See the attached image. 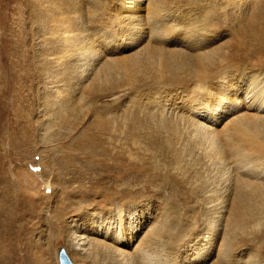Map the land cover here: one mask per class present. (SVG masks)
<instances>
[{"label":"rangeland","instance_id":"1","mask_svg":"<svg viewBox=\"0 0 264 264\" xmlns=\"http://www.w3.org/2000/svg\"><path fill=\"white\" fill-rule=\"evenodd\" d=\"M148 3L144 1L141 5L147 7ZM215 3L216 0L213 1V7ZM258 5L259 0H245L240 3L236 0L231 5L230 23L234 35L233 41L226 43L231 53L241 54L246 50L244 59L253 64L252 72L256 74L255 76H260V80L264 78V47L261 45L259 48L249 47L251 46L250 22ZM23 9L26 10L25 13ZM30 10L33 11V6L27 0H0V264H60L58 256L62 249L67 251L74 264H85L82 259L75 258L76 251L83 255L81 257L87 258V264H136L132 259L127 261V255H137L140 258L137 250L148 230L164 227L176 231L191 227L192 219L182 216L181 211L195 203L181 201L184 198L181 189L198 190L199 186L207 184L210 192H199L201 199L207 195H212L214 198H234L232 191L236 173L247 172L248 165L236 161L238 157L233 156L231 152L227 154L224 144L234 145L236 149L242 146L243 137L236 132L237 130L234 131L235 126L232 122L239 117L248 121L251 116H254L252 113H257L258 109L256 110L251 105L257 103L253 102V98H257L259 89L263 88L262 84L257 88L251 79L247 80V77H239L237 74L229 83H226L229 97L239 98L237 104H232L230 100L220 102L218 110L206 108L200 113L203 115L200 117H196L197 109L190 107L185 108L183 113L176 112L184 117L187 128L193 123V126L189 127L191 130L195 127L194 124H209L211 128L208 131L211 132L212 137L221 140L217 143L223 150L222 157L214 160L208 159L205 155L206 151L211 149L206 148L208 143L202 146L205 150L196 151L195 149L193 153H189L187 156L190 159L189 162H194L193 167L196 168L192 174L197 171L194 178L196 182L195 186L182 185L179 189L182 197L180 196L181 199L178 200L173 197L175 190L170 179L167 181L168 184L164 185L167 188H163L161 181L156 179V183L159 184L154 185L152 180L147 181L146 176L132 177L131 171L128 172L126 169L124 179L128 178L127 180L133 184L137 194L134 198L135 202L131 204V209L118 215L116 207L119 203V205L126 203L127 200L118 202L115 195L119 185L125 183L126 186L127 180L121 181L116 177L119 173L112 160L118 161L120 157L121 162L119 163H125V155L120 150L122 146L128 144L130 137L127 128L122 123L129 119L135 102H147L152 97L157 100L156 108L161 115L159 103L162 104L165 97L163 96L160 101V95L141 93L136 88L131 90L129 87L113 89L107 91V94L93 91L81 94L80 89L72 90L67 97L65 92L59 93L58 88L54 87L55 84L51 82L52 77L42 78L41 71L49 75L52 72L48 69L55 72L64 71L77 62L79 63L77 67L88 76V70L86 71L84 67L89 64L85 61H76L79 59L75 55L77 42L72 43L68 51L65 50V39L58 40L61 36L58 35L57 26L53 23L27 24ZM19 15L24 17L22 21H19ZM146 15L147 10L145 9ZM191 15H194L192 9L187 16ZM213 17L219 25V19L223 18L220 8L218 12L215 9ZM193 24L205 26L203 20ZM227 27L225 25V28ZM260 27L264 36V19ZM68 29L70 30L71 27ZM99 29L95 26L85 32L88 38L100 37L99 41H95L91 47L92 51L96 50L101 53L100 57L91 62L93 66L98 65L103 55L110 56L111 53L116 52L118 54L131 52L132 54L138 50V47L134 46L135 42H130L126 38L132 36V32L124 37L121 34L108 36L100 35ZM103 29H106V33L109 34L112 27L105 26ZM37 31H43V35L39 38L35 33ZM51 31L54 34H51ZM18 33L20 36H17ZM154 36L156 39L160 37L165 39L160 29L155 32ZM143 37V43L147 40L152 41V38L149 39L146 34ZM168 39L172 40L168 41L171 47H176V49L178 45L194 46L193 43L187 44L184 39H179V41L175 38ZM109 40L111 47H108ZM258 42L260 41L255 40V43ZM261 43L264 45V39ZM124 47L128 48L124 50ZM255 49H261V55L252 54L251 50ZM69 53L73 55L69 59L59 58ZM53 59L57 60L53 61ZM40 63L44 67L47 63V66L41 69ZM92 65H89L90 68L93 67ZM229 84L233 86H228ZM57 85L65 87L64 81ZM249 93H252L253 97H247ZM220 96L215 93L214 98L212 96L205 99L210 102H219ZM69 98L71 99L67 100ZM66 100L68 102L65 106ZM171 102L173 103L172 100ZM74 106L77 107L74 108ZM193 107L196 108L197 105L193 104ZM138 110L139 107L133 108V112ZM172 112H174L173 109L169 111L170 114ZM258 113L263 114L260 118L264 119V111ZM138 122L141 123H136L133 128L134 144L139 141L137 134L145 135L146 132L151 134L153 132L151 130L156 126V122L151 123L148 119ZM104 125L107 128L111 127L112 141L110 144H106L108 140L105 142ZM193 133L195 134V131ZM158 136L160 143L166 139ZM103 146L107 147V153L104 152ZM229 149L233 150V148ZM260 149L264 151V147ZM257 156H260L259 152ZM122 174L121 172L120 175ZM263 174L264 172L261 176ZM34 179L42 180L43 185H31ZM141 186L148 188L147 191ZM138 188L143 189L144 192H138ZM220 202L195 204L201 211L216 210V208L223 211L214 213L215 219L220 216L219 221L214 223L216 224L215 234L218 236L221 232V236L207 264L218 261V250L226 218V209H221L226 202L222 205L219 204ZM145 203L149 206L148 210H141L136 216L134 207H140ZM214 204L216 205L213 206ZM162 206L169 209L163 212ZM206 206H212V208L209 209ZM98 211H103V214H97ZM131 211L133 215L129 217V221H125V217ZM136 217L140 223L138 233L134 231ZM209 217L210 215L198 214L197 222L192 226L199 228V234L203 231L210 232L213 228V224L207 226ZM97 218L100 219L99 222ZM211 218L213 219V215ZM84 223L87 225L93 223L96 229L87 231L89 235L87 239L76 238V235L80 234L78 228H84ZM108 225L112 228L108 229ZM262 227L263 221L252 231H261ZM202 235L204 238L201 239ZM207 236V233L205 235L202 233L196 240L205 246V242L209 241L206 239ZM91 237L94 242L110 245L116 250V254H113L110 249L104 250L102 254L94 248L91 250L88 245ZM194 242H191V245ZM211 243L214 244V240H211L209 244L206 243V246L209 247ZM247 244L249 247L242 251L244 254L240 257L241 260L250 258L249 249L253 245L249 242ZM105 256L111 257L103 259ZM160 256L162 253L158 256L159 260Z\"/></svg>","mask_w":264,"mask_h":264},{"label":"bare ground","instance_id":"2","mask_svg":"<svg viewBox=\"0 0 264 264\" xmlns=\"http://www.w3.org/2000/svg\"><path fill=\"white\" fill-rule=\"evenodd\" d=\"M27 1L32 4L33 11L30 10L26 23L38 22L56 25L58 35L61 36L58 40L65 39V50L68 51V47L72 43L77 42L75 55L79 59L76 61H85L90 66L95 58L101 56L100 51H92L91 49L95 41H99L100 37L88 38L85 33L87 30H91L96 26L100 28L98 30L100 35L119 36L121 34L123 37L132 32L133 35L126 38L130 42H135L134 46H137L138 50L132 54L131 52L123 54L116 52L111 53L110 56L103 55L102 60L96 67L93 65L94 68H90L89 65L84 67L86 71L88 70V76L84 75L83 71L77 67L79 64L77 62L64 71L55 72L48 69L52 74L46 75L42 71L40 74L42 78L46 79L51 76V82L55 84L54 87L58 88L59 93L65 92L66 97L74 89H80L79 93L81 94H86L87 91H93L94 93L105 92L107 94V91L125 87H129L131 90L136 88L137 91L145 94L154 93V95H160V101L163 96L165 97L162 101L163 103H159L161 115H159L158 108H156L158 106L157 100L152 97L147 102H135L133 108L139 107V110L133 112L132 108L129 119L123 121L122 124L127 128L130 136L128 144L124 147L122 146L120 150L125 155L126 160L124 164L119 163L121 162L120 157H118V161L116 159L112 160L115 162V165H113L119 173L116 177L120 178L121 181L128 179H124L126 178L124 175L127 173L124 172L126 169L128 172L131 171L132 177H135V175L140 176V178L146 176L147 181L150 182L149 180H152L154 185L159 184L156 183V179L159 182L161 181V187L163 188H167L164 185L168 184L167 181L170 179L174 184L172 187L175 190V196L173 197L177 200L181 199V192L179 194L181 186H195L196 182L194 178L197 171L192 174L196 168L193 167L194 162H189L190 159L187 157L189 153H193L195 149L196 151L205 150L202 146L208 143L206 148L210 147L211 149L207 150L205 155L208 159L214 160L215 158H220V156L222 157L223 150L217 143L221 140L212 137L211 132L208 131L211 128L209 124H194L195 127L191 130L189 127L193 126V123L189 124L187 128L184 117L178 113H183L185 108L190 107L197 109L196 117H200L203 116L200 113L205 111L206 108L218 110L220 102L230 100L232 104H237L239 98L229 97V89L226 85L237 74H239V77H247V80L251 79V82L256 84L257 88L262 84L261 87L263 88L259 89L257 98H253V102L258 104L251 105L256 110L258 109L257 113H252L254 116H251L248 121L239 117L232 122L235 126L234 131L237 130L236 132L243 137L242 146L236 149L234 145L224 144L227 154L231 152L233 156L238 157L236 161L248 165L247 172L243 174L236 173L232 191L234 198H214L212 195H207L201 199L199 192H210L209 186L203 184L198 187V190L181 189L184 195L181 201L195 204L204 203V205L216 201H221L219 204L222 205V203L226 202V205L221 206L222 210L223 208L226 209V218L224 219V230L218 250V261L212 264H264V174L261 176V173L264 172V151L260 149L264 147V119L260 118L263 114L258 113L264 111V78L262 77L259 80L260 76L257 77L252 72L253 64L246 62L244 59L246 50L241 54L231 53L227 46L226 42L233 41L234 32L230 23L232 16L230 7L236 0H216L214 7L213 1L215 0ZM144 1L149 2L147 7L141 5ZM238 1L239 3L245 2V0ZM214 8L217 12L220 8L223 14V18L219 19V25L213 17ZM145 9L147 10L146 16ZM191 9L194 11V15L187 16ZM23 12L25 13L26 10L23 9ZM18 18L19 21L24 19L22 15H19ZM263 19L264 0H259V5L256 7V12L250 22L249 30L251 34L249 40L251 41V46L249 47L252 49L259 48L260 45L264 47L261 43L264 36L260 27ZM202 20L205 26L193 24ZM225 25L228 27L225 28ZM105 26L112 27L110 32H108L109 34L106 33V29H103ZM69 27H71L70 30L68 29ZM158 29L163 32L164 40L161 37L156 39L154 36ZM35 33L38 38L43 35V31ZM51 34H54V32L51 31ZM145 34L149 39L152 38V41L147 40L143 43V38L145 37L143 35ZM17 36H20L19 33ZM168 38H175L178 41L179 39H184L187 44L193 43L194 46L178 45L176 49V47H171L168 41L172 40ZM223 38H226V40H222ZM102 39L107 40L105 37H102ZM255 40L260 42L255 43ZM202 41L205 42L201 43ZM139 46H141L140 49ZM108 47H111L110 40L108 41ZM127 48L124 47L123 49L126 50ZM251 53L261 55V49L251 50ZM72 56L69 53L67 56L61 55L59 58L69 59ZM55 60L57 59H53V61ZM40 65L41 69H43L47 66V63L45 67L41 63ZM90 71L91 73H89ZM63 81L65 87L57 85ZM228 86L232 87L233 85L229 84ZM215 93L221 95L219 102H210L205 99L212 96L214 98ZM251 96L252 93L247 95V97ZM247 97L245 99H248ZM67 100L64 103L65 106L68 102ZM193 104H196L197 107L194 108ZM172 109L174 112L170 114L169 111ZM142 113H145V115L142 116ZM142 119H148L151 123L156 122V126L151 130L153 131L151 134L147 132L145 135L137 134L139 141L134 144L133 134L135 133L133 128L136 123H141L138 121ZM107 130L109 131L107 132ZM103 131L106 135L105 142L108 140L106 144H110L112 141L110 136L111 127L107 128L104 125ZM194 131L195 134L193 133ZM158 135L166 139L160 143ZM243 144L248 145L243 146ZM229 148H233V150L230 151ZM103 150L107 153L106 146H103ZM258 152L260 156H257ZM106 167L108 166L106 165ZM166 170L168 171L164 173ZM121 172L123 173L122 176L120 175ZM122 184L124 185H119L117 188L118 191L115 198L119 200L118 202H123L124 200H127V202L122 203V205L118 204L116 207L118 215L131 209V204L135 202L134 198L137 194L130 181L127 180L126 186L125 183ZM31 185H43L42 180L34 179L31 181ZM141 188L145 191L148 189L142 186ZM141 188H138L137 191L144 192ZM38 189L40 188L38 187ZM137 199L139 200V197ZM195 204L187 206L181 211V214L184 217L191 218L192 225L197 222L198 214L210 215L207 226H212L213 224V228L210 229L211 233L207 231L200 233L208 234L206 239H209V241L205 242V246L197 242L196 239L200 236L199 228L192 225L187 229H178L176 231L172 228L156 227L148 230L143 238L142 244L137 250L140 258L137 255L128 254L127 261L132 259L136 264H207L221 236V232L218 236L215 234L216 224L214 223L219 221L220 216L215 219L214 213L223 211H219L218 208L216 210L211 209L212 206H206V208L211 209L209 211H201L197 209L198 206ZM148 208V204L145 203L140 207L135 206L133 210L137 216L141 210L145 211ZM161 209L164 212L169 208L162 206ZM171 211L176 212L175 210ZM96 213L102 215L103 211ZM131 215H133V211L127 214L125 221H129L128 219ZM212 215L213 219L211 218ZM96 220L97 222L100 221L98 218ZM262 221L263 227L261 231L253 232L252 230L255 226L262 224ZM135 222L136 229L134 231L138 233L140 223H138L137 217ZM109 228H112V226L108 225ZM90 229H96L93 223H88V225L84 223V228H78L80 234L76 235V238L87 239L89 236L87 231ZM194 236L196 237L192 240ZM92 238L90 243L88 242L91 250L94 248L95 251L102 254L104 250L110 249L113 254H116V250L110 245L94 242ZM211 240H214V244L211 243L209 247L208 245L206 246V243L209 244ZM193 241L195 242L191 245ZM247 242L253 245L249 249L250 258L241 260L240 257L244 254L242 251L249 247ZM161 253L162 256H160L159 260L158 256ZM74 254L76 259H82L87 264V258L81 257L83 256L81 253L76 251ZM164 254L165 257H163ZM77 256H80V258H77ZM110 257L107 258L105 256L103 259H110ZM58 260H60L59 256Z\"/></svg>","mask_w":264,"mask_h":264},{"label":"water","instance_id":"3","mask_svg":"<svg viewBox=\"0 0 264 264\" xmlns=\"http://www.w3.org/2000/svg\"><path fill=\"white\" fill-rule=\"evenodd\" d=\"M60 263L61 264H74L73 261L69 258L66 251L62 249L60 254Z\"/></svg>","mask_w":264,"mask_h":264}]
</instances>
